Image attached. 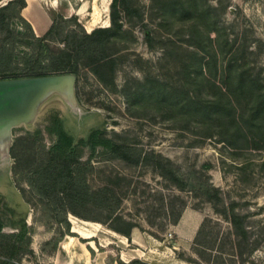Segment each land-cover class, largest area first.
Wrapping results in <instances>:
<instances>
[{
    "label": "rangeland",
    "instance_id": "rangeland-1",
    "mask_svg": "<svg viewBox=\"0 0 264 264\" xmlns=\"http://www.w3.org/2000/svg\"><path fill=\"white\" fill-rule=\"evenodd\" d=\"M131 2V14L117 7L113 22V0H43L30 6L41 28L22 11L31 27L20 18L0 25V48L12 66L25 67L42 47L47 64L67 47L84 54L78 104L53 95L34 122L13 128L9 157L0 153V225L31 235V252L11 263L194 264L186 259H202L193 242L204 218L229 227L204 194L212 184L224 201L241 202L258 243L222 264H264V0ZM99 28L110 29L108 41L87 51L86 35ZM221 95L235 106L232 115L204 109ZM56 115L76 141L86 139L78 161L86 174L75 197L38 178L56 142L48 132ZM94 127L102 129L96 141ZM111 143L135 149L125 159L110 152ZM168 161L186 190L163 177ZM104 187L112 191L108 200L95 195ZM174 195L186 208L178 224L166 225L163 198Z\"/></svg>",
    "mask_w": 264,
    "mask_h": 264
},
{
    "label": "trees",
    "instance_id": "trees-1",
    "mask_svg": "<svg viewBox=\"0 0 264 264\" xmlns=\"http://www.w3.org/2000/svg\"><path fill=\"white\" fill-rule=\"evenodd\" d=\"M2 1V0H0ZM26 0H9L2 6H0V25L1 29L4 26H8L9 22L13 18H20L23 22L27 23L31 27L29 21H27L22 15L21 11L26 6ZM113 8L111 16L113 22L117 21L118 11L117 7H120L128 15L131 14L132 2L131 0H113ZM56 28V22L50 27L48 34L51 35ZM110 29L99 28L91 34H87L86 37L91 38L90 45L86 50H98V48L108 41L110 36ZM70 35H66L65 41L69 39ZM76 46V47H75ZM73 47H67L62 50L57 56L53 57L51 64H47L42 61L40 56H43L45 49L42 47L41 55L34 61L30 58L25 67L20 68L18 65L12 66V57L3 55L5 48H0V73L9 74L8 78H23L18 75L19 71L25 72L24 77H36L56 73H72L77 75L78 72V58L82 56L81 46L75 45ZM97 46L98 48H94ZM7 58V60H6ZM104 55L98 58L102 61L106 59ZM209 106L204 107L205 110L210 111V107L213 109H221L224 112H228L232 115L235 110V106L232 104L230 98L216 97L214 100H209ZM205 106V105H204ZM102 129L100 127H94L91 133V139L96 141L100 139V133ZM48 132L51 135H56V142L52 149L48 153V159L44 167L38 172V178L45 184H53L55 190L62 195L76 196L80 193V183L82 176L86 174L85 168L82 165H78V161L84 152V145L86 143L85 138H80L76 141L74 134L68 130L63 120L57 115L48 125ZM110 148V152L118 157L129 159L130 152L134 150L133 146L125 144L111 143L107 145ZM163 177L178 187L180 190H186L188 182L179 174L171 161L162 165ZM89 190H87L88 192ZM112 192L108 187H104L95 195H99L103 200L109 199V193ZM204 194L208 200L214 203L216 214L220 215L223 221L229 224L228 229H222L219 221H214L212 217H205L200 225L196 237L193 242V249L201 260L198 259H186L194 264H209L210 262H218L222 264L226 261L225 255L234 257H242L245 253V248H249L250 252L257 249L258 243L256 239H253V232L249 227V216L240 211L241 202L237 200H230L226 202L222 198V191L218 187L209 184ZM174 197V198H173ZM177 197L174 195L170 200L164 202L163 198V213L165 215V224H178L182 217L183 211L186 208V202L181 200L182 203L177 205ZM108 204V203H107ZM132 227L137 225H133ZM126 237L131 239V230L121 231ZM254 240V241H252ZM31 235H27L25 231H14L11 233L3 232V227L0 225V264H12L10 260L17 258L23 254L31 252ZM215 254V255H214ZM214 256V258H213ZM233 257V258H234ZM124 264V263H121Z\"/></svg>",
    "mask_w": 264,
    "mask_h": 264
},
{
    "label": "water",
    "instance_id": "water-1",
    "mask_svg": "<svg viewBox=\"0 0 264 264\" xmlns=\"http://www.w3.org/2000/svg\"><path fill=\"white\" fill-rule=\"evenodd\" d=\"M75 83L76 75L72 73L0 79L1 155H10L13 128L34 122L41 106L53 95L75 107L78 104Z\"/></svg>",
    "mask_w": 264,
    "mask_h": 264
},
{
    "label": "crops",
    "instance_id": "crops-1",
    "mask_svg": "<svg viewBox=\"0 0 264 264\" xmlns=\"http://www.w3.org/2000/svg\"><path fill=\"white\" fill-rule=\"evenodd\" d=\"M42 1H43V0H26L27 4H26V6L22 9V15L25 16L26 18H28L27 16H29L30 18H32V21L34 22V24L36 23V26H38V28H41V27H42L41 23H39V22L37 21L35 15H34V14L37 13L38 11L33 10L30 6H31V4H34L35 2H38V3L42 4ZM44 2H45V1H44ZM36 28H37V27H36ZM125 237H126V236H125ZM126 239H128V240L134 239V235H133V236L131 235V239H129L128 237H126ZM87 252L90 253L89 250H87ZM85 254H86V253H85Z\"/></svg>",
    "mask_w": 264,
    "mask_h": 264
},
{
    "label": "bare ground",
    "instance_id": "bare-ground-1",
    "mask_svg": "<svg viewBox=\"0 0 264 264\" xmlns=\"http://www.w3.org/2000/svg\"><path fill=\"white\" fill-rule=\"evenodd\" d=\"M66 247V246H65Z\"/></svg>",
    "mask_w": 264,
    "mask_h": 264
}]
</instances>
